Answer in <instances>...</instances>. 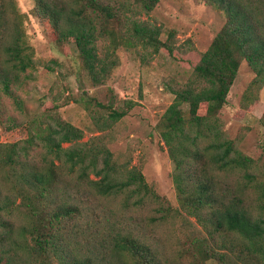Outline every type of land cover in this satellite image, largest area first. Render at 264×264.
Listing matches in <instances>:
<instances>
[{
  "label": "trees",
  "instance_id": "16d2710c",
  "mask_svg": "<svg viewBox=\"0 0 264 264\" xmlns=\"http://www.w3.org/2000/svg\"><path fill=\"white\" fill-rule=\"evenodd\" d=\"M159 1L34 0L33 13L49 24L61 48L75 47L81 70L96 87L109 79L118 48L174 55L160 29L133 18ZM203 1L222 11L226 24L191 78L173 90L175 99L158 124L175 165L179 208L167 205L141 170L120 165L102 137L83 142V131L57 109L42 113L32 120L24 145L0 142V264H264L262 160L239 150L220 118L243 61L256 75L254 85L264 88V0ZM26 18L16 0H0V92L20 110L13 87L34 67ZM104 40L111 46L101 56ZM133 107L130 101L105 106L107 127ZM39 146L40 167L30 159ZM108 200H121L127 211L153 204L161 217L150 218L147 230L126 228L106 216L102 203ZM169 218L183 230L170 256L154 233Z\"/></svg>",
  "mask_w": 264,
  "mask_h": 264
},
{
  "label": "rangeland",
  "instance_id": "374dc122",
  "mask_svg": "<svg viewBox=\"0 0 264 264\" xmlns=\"http://www.w3.org/2000/svg\"><path fill=\"white\" fill-rule=\"evenodd\" d=\"M16 2L27 15V42L34 52V67L21 75V85L13 87L23 102L22 110L0 92V142L24 145L35 116L57 109L64 120L83 131V142L102 137L120 165L141 170L149 186L166 204L179 208L173 179L175 165L158 124L175 99L173 90L180 89L191 78L202 54L226 24V15L203 0H160L150 13L136 12L134 19L161 30L160 39L173 45L174 55L166 49L153 53L151 48H118L111 56L116 65L109 79L95 87L81 70L75 47L61 48L49 24L34 15V0ZM108 46L109 40L99 42L101 56ZM255 77L243 61L220 118L237 148L262 160L264 177V88L254 85ZM126 101L133 103V109L107 127L108 110L104 107L114 104L121 108ZM12 124L17 126L12 128ZM42 153L41 146L31 151L30 159L36 166L40 167ZM4 176L0 171V182ZM3 191L5 195L13 192L10 184L3 185ZM20 205L19 199L16 206ZM102 205L111 221L114 218L126 228L140 226L147 230L150 218L161 217L153 204L130 211L123 208L121 200L104 201ZM16 220L21 222L20 212ZM190 221L195 222L193 218ZM182 231L174 218L154 230L160 240L159 248L168 251V256L174 238L181 237ZM183 245L189 248V244Z\"/></svg>",
  "mask_w": 264,
  "mask_h": 264
}]
</instances>
